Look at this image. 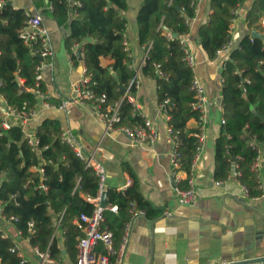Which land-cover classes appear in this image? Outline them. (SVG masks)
Instances as JSON below:
<instances>
[{
    "label": "trees",
    "instance_id": "obj_1",
    "mask_svg": "<svg viewBox=\"0 0 264 264\" xmlns=\"http://www.w3.org/2000/svg\"><path fill=\"white\" fill-rule=\"evenodd\" d=\"M12 0H0V96L16 111L30 110L38 102L34 92H46L43 82H37L35 67L40 63L33 54L35 45H25L19 33L26 20L21 8L9 4ZM79 3L80 6L72 5ZM197 0H141L136 14L137 43L149 48L142 74L156 81L159 104L165 106L169 116L168 127L177 133L180 155L179 170H190L194 155L195 129H187V122L196 120L198 114L191 110L192 92L189 90L194 77L193 70L185 62V48L181 40L189 33V22L195 17ZM245 0H209V20L198 28V44L209 60L229 40V28L234 12ZM246 12L248 29L258 30V21L264 17V0H252ZM58 26L68 31L65 46L70 49L80 44L83 64L91 74L92 88L98 95L105 94L108 102L121 99L134 72L127 62H133L123 50L122 32L130 9L128 0H36L34 6L42 8ZM71 5V6H70ZM74 12V14H72ZM164 29L176 38H167ZM74 64L78 57L71 54ZM109 58L108 65L101 60ZM159 65L163 77L155 73ZM221 100L224 124L215 140V182L224 181L236 165L239 176L235 179L246 187L249 197L261 195L256 173L251 169L256 151L249 146L255 139L264 142V41L245 35L237 48L224 61ZM22 81V84L20 83ZM136 90L128 89L133 95ZM51 102L56 103L51 98ZM122 124L140 122L131 116V106L121 105ZM0 116V204L2 216L11 221L18 241H26L32 249L48 251L49 258L57 262L64 251L76 262L77 238L81 235L74 221L81 214H91L93 205L87 199L98 196V177L91 167H86L74 150L60 140V122L44 119L36 130L40 152L33 151L25 139L21 124L11 119L8 130L2 128ZM235 160L232 162V160ZM43 172L40 173L39 170ZM45 184L46 191L39 186ZM185 189L186 182L178 185ZM106 204L117 205V213L104 211L102 228L112 232L115 241L122 234L130 217L131 204L145 211V217L155 215L136 186L124 192L106 191ZM60 222L57 226V221ZM32 223L29 229L28 224ZM62 232V246L56 238ZM14 245L11 236L3 237L0 231V264H21L10 252ZM37 258V257H36ZM23 264H32L25 261Z\"/></svg>",
    "mask_w": 264,
    "mask_h": 264
},
{
    "label": "crops",
    "instance_id": "obj_2",
    "mask_svg": "<svg viewBox=\"0 0 264 264\" xmlns=\"http://www.w3.org/2000/svg\"><path fill=\"white\" fill-rule=\"evenodd\" d=\"M128 1L130 9L123 14L127 19L126 34L133 63L139 64L142 51L137 43L135 18L141 0ZM251 1L245 0L238 8L232 24L231 50L239 45L246 33L252 31L245 20ZM35 2L12 0V5L25 13H41L43 16L52 55L44 60L40 73L46 93L59 104L71 96L73 84L81 75L83 61L78 60L77 64L71 61V48L68 49L64 43L68 31L45 13L46 5L36 8ZM209 14V0H197L195 17L190 21L189 33L184 37L195 59L194 77L202 84L208 102L205 146L194 173L195 199L189 205H180L177 201L175 187L186 181L187 174L183 170L173 172L170 158L172 145L166 134L168 120L160 112L156 81L150 77L142 76L141 86L133 94L139 112L157 128L158 138L150 144L133 145L118 130L105 133L89 105L69 106L64 110H43L37 106L35 116L24 124L27 132L34 135L44 119L58 120L61 128L70 131L82 153L93 154L94 160L103 168L105 191L124 192L134 185L149 203L155 215L139 217L135 221L122 264H252L264 258V194L245 197L235 176L219 186L215 184V140L223 120L219 104L222 89L220 72L230 52L209 60L199 46L198 28L208 21ZM262 18L257 25L264 29L260 23ZM257 32L264 35L261 30ZM109 63V58L101 60L102 65ZM0 116L7 117L1 96ZM195 127L194 119L187 122V129ZM235 166H231V175L236 172ZM256 176L264 187V142L260 144ZM1 210L0 204V221ZM3 231L7 237L17 238L13 226L7 225ZM56 238L62 246L63 236L59 229ZM49 264L75 262L63 251L57 262Z\"/></svg>",
    "mask_w": 264,
    "mask_h": 264
},
{
    "label": "built area",
    "instance_id": "obj_3",
    "mask_svg": "<svg viewBox=\"0 0 264 264\" xmlns=\"http://www.w3.org/2000/svg\"><path fill=\"white\" fill-rule=\"evenodd\" d=\"M72 5L80 6L79 3L71 2ZM2 4L0 3V6ZM47 11H51L52 7L47 6ZM236 10L234 12L235 18L237 16ZM74 14V12L72 13ZM211 14V11H210ZM209 14V15H210ZM235 18L230 23L229 42L223 46L218 52V56H223L234 49L231 50L232 40V24ZM209 20V17H208ZM190 23V22H189ZM261 25L264 26V18L260 21ZM127 23L124 25V31L122 32L123 38V50L127 53L128 58L131 57V48L130 43L126 34ZM164 35L167 38H173L172 34L164 29ZM19 38L23 41L25 45H35L36 49L32 52L34 55H37L40 59V63L35 67V78L37 82H42L41 76V67L44 63V60H47L52 55V47L50 44L49 33L45 26L43 25V16L41 13L29 14L26 13V20L24 22L23 27L19 33ZM181 45L185 48V62L186 64L193 70L195 66V59L191 52L187 48V42L183 38L181 40ZM150 46L148 48L141 47L142 51V59L139 64H134L133 62H127V66L129 69L133 70L134 74L129 81L127 89L124 90V95L121 99L114 102H108L107 96L105 94L98 95L95 93L92 88L91 83V74L88 73L84 64L82 66L81 75L75 81L72 87L71 96L68 99L62 100L59 104L51 102V96L46 92H40L39 90H29L35 93L38 102L36 105L30 110L16 111L10 106H6L5 104V113L7 117L3 118L2 128L4 130H8L11 126V119H16L21 124V131L27 140L28 144L31 146L33 151L40 152L42 149L46 148L43 146L41 149L38 145V140L36 135L29 134L24 127V124L28 122L32 117L35 116L36 107L41 106V109L52 110L59 109L64 110L69 106H85L89 105L92 107L93 115L100 122L103 127L105 133H110L112 131L118 130L123 133L133 145H147L157 140L158 132L154 123L145 118V116L139 112V105L136 103L133 95L128 94V89L130 87L134 88L136 91L140 88L142 83V76L149 77L147 75L142 74V68L144 67L147 59V54ZM80 52V56L83 59V51L80 44H75L71 47V54L76 55ZM70 54V55H71ZM217 57V56H216ZM72 61V58H71ZM155 73L160 77H163V73L160 71L159 65H155ZM22 84V81L20 80ZM189 90L192 92V102L190 103V108L192 111L198 114V118L196 121L195 131L192 133V137L195 139L194 146V155L192 159V163L190 165V170L187 172L186 178V188L181 189L178 186L175 187V193L178 196V203L180 205H189L195 199V168L197 163L199 162L204 146H205V125L207 123V115H208V102L205 98V92L202 84L199 80L193 77ZM126 100L131 106V116L134 118H139L140 122L133 123L131 125L122 124L121 117V105L122 101ZM169 103L168 100L164 101L160 104V112L161 114L169 120V116L166 113L165 106ZM10 118V119H9ZM224 124V120L221 121ZM167 140L172 145V150L170 152L171 163L173 166V172L178 171L180 167V155L178 153L179 139L177 137V133H173V131L167 126L166 129ZM60 140L62 143L69 145L77 157L81 159L86 167H91L95 171L99 184H98V196L94 199H87L93 205V210L91 214H81L78 219L74 221L81 235L77 238L76 244V262L75 264H122L124 260V256L126 253L127 246L130 242L131 238V230L133 224L139 217H145V211L138 209L136 204H131L130 207V217L127 222L124 224V228L122 234L119 236L118 241H115L113 234L111 231L102 228V223L104 221V211L108 210L112 213H117L118 208L117 205H106L102 207L100 204V195L103 191H105V172L103 168L94 160L92 155H84L81 149L75 144V140L70 133V131L61 128L60 129ZM249 146L255 149L256 158L252 164L251 169L254 173L258 172V162L260 155V145L257 144L255 139L249 141ZM237 170V166H235V171ZM40 173L43 172L42 169L39 170ZM174 174V173H173ZM240 172L236 171L235 174H229L228 177L224 181L215 182L217 186L230 181L234 176H239ZM257 177V181H258ZM259 183V182H258ZM43 191L47 190L45 184H40L39 186ZM259 188L261 190V194H264V187L260 185ZM242 193L245 197L249 196L248 189L241 185ZM2 212V210H1ZM167 214V213H165ZM1 219H5L1 213ZM7 222L14 221V217H11L9 220L5 219ZM60 222L57 221V226ZM32 223H29V229L32 228ZM0 231L3 234V237H7L4 234L3 229L0 228ZM20 237V232H17V238L14 240V245L10 249V252L16 255L20 259V263H25V258L23 253L21 252L17 239ZM34 253L39 259L40 264H49L52 261L49 258L48 251L40 252L37 248H33ZM252 264H264V261H258Z\"/></svg>",
    "mask_w": 264,
    "mask_h": 264
},
{
    "label": "rangeland",
    "instance_id": "obj_4",
    "mask_svg": "<svg viewBox=\"0 0 264 264\" xmlns=\"http://www.w3.org/2000/svg\"><path fill=\"white\" fill-rule=\"evenodd\" d=\"M258 30H261L264 32V29H261L259 27H258ZM43 110H46V109H43ZM7 225L13 226L10 222H7L5 219H2L0 221V228L1 229H5V227ZM16 242H17L18 246L20 247V250L23 253V256H24L26 261H29L32 264H40L39 259L36 258L37 256L34 253L33 249L30 246H28L26 241H18V239H17Z\"/></svg>",
    "mask_w": 264,
    "mask_h": 264
},
{
    "label": "water",
    "instance_id": "obj_5",
    "mask_svg": "<svg viewBox=\"0 0 264 264\" xmlns=\"http://www.w3.org/2000/svg\"><path fill=\"white\" fill-rule=\"evenodd\" d=\"M9 4L11 5V4H12V1L9 2ZM245 35H248V34L246 33ZM176 36H177V35H176L175 33L172 34V37H173V38H176ZM249 37H250L251 39L257 38V39H260V40L264 41V35H262L261 33L255 31V30H252V31L249 33ZM77 57H78L79 61L82 60V58H81V56H80V52L77 53ZM234 161H235V160L233 159L232 162H234ZM106 194H107V192H106V191H103V192L101 193V195H100V204H101L102 207H105V206L107 205V204H106ZM258 261H264V258L257 260V262H258Z\"/></svg>",
    "mask_w": 264,
    "mask_h": 264
}]
</instances>
